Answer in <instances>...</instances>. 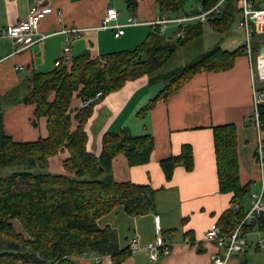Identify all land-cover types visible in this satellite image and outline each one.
Returning a JSON list of instances; mask_svg holds the SVG:
<instances>
[{
    "label": "crops",
    "instance_id": "0c3cea01",
    "mask_svg": "<svg viewBox=\"0 0 264 264\" xmlns=\"http://www.w3.org/2000/svg\"><path fill=\"white\" fill-rule=\"evenodd\" d=\"M45 1L51 4L52 11L40 25L43 39L24 50H19L10 38L0 39V110L4 113L7 134L18 141H36L48 135L47 117L37 118L36 106L24 103L30 89L28 77L33 71L54 69L66 46L70 47V57L86 50L97 56L132 48L155 26L153 21L169 16L159 11L156 0H141L134 13L126 3L119 6L116 0ZM34 2L0 0V29L26 18ZM110 5L120 11L117 23L127 24L129 18L140 23L127 24L125 33L116 37L117 28L103 26ZM206 44L203 36L181 46V64L206 52ZM255 83L261 85L258 76L252 73L249 57L243 54L229 70L196 74L177 93L167 101H158L145 115L139 114L140 109L164 86L163 82L149 83L148 76L128 81L94 105L86 124L90 152L100 154L107 131L128 128L133 135L151 133L154 137V151L148 163L132 166L124 154H118L113 161L116 180L151 185L157 190L156 211L130 215L120 206L99 220L101 227L111 229L120 248L130 246L133 238L139 240L141 248L131 252L121 264H150L144 246L156 237L158 229L168 238L172 250L161 256L157 264L212 263L218 248L216 242L206 240V232L231 207L233 197V193L219 189L215 125L236 126L240 180L251 184V193L264 196V167L256 159L258 131L251 122ZM81 105V100L74 97L71 108L76 110ZM184 144H190L193 149L194 168L188 171L179 165L172 178L167 179L161 161L180 154ZM69 155L64 148L50 157L48 171L64 173V161ZM247 202L250 207L249 197ZM245 234V251L233 256L228 264L264 263V249L257 246L258 240L264 238V230L255 228ZM253 250L260 252L254 254ZM95 256L89 253L75 260L78 264H113L111 255L100 256L99 260ZM256 256L262 262L250 261Z\"/></svg>",
    "mask_w": 264,
    "mask_h": 264
},
{
    "label": "trees",
    "instance_id": "16d2710c",
    "mask_svg": "<svg viewBox=\"0 0 264 264\" xmlns=\"http://www.w3.org/2000/svg\"><path fill=\"white\" fill-rule=\"evenodd\" d=\"M124 1L134 13L141 0ZM156 1L161 13L177 17L199 14L221 0H195L199 6L192 10L187 9L190 0ZM252 2L255 9L264 7V0ZM242 11V0H224L220 10L211 13L205 21L189 22L185 28L175 24L170 31L176 34L174 41L165 34L171 27L162 33L161 26L155 25L132 48L97 56L86 50L50 71L32 72L24 103L36 106L37 118L47 117L48 135L36 141L13 139L5 130L4 113L0 110V240L24 246L0 251V264H78L75 258L85 253L111 255L113 264H121L130 255V246L120 248L111 229L101 227L99 220L120 206L130 215L156 211L157 190L151 185L116 180L113 166L118 154H124L132 166L148 163L154 151V137L151 133L133 135L128 128L107 131L100 154H94L88 149L86 131L94 105H81L74 110L72 101L77 97L83 103L97 93L102 100L128 81L148 76L149 83L163 82L164 86L140 109L139 114L145 115L158 101H167L177 93L196 74L234 67L236 58L246 52L245 44L234 50L217 45L187 64L164 71L180 46L203 35L206 21L213 30L223 33L237 22ZM180 31H184L182 37L177 36ZM263 44L264 36H256L255 54ZM260 116L264 123V105L260 106ZM213 132L219 189L233 193L231 207L217 221L222 232L228 234L249 209L251 184L240 180L236 126L215 125ZM64 148L70 153L64 161L65 172L45 170L48 159ZM179 165L188 171L194 168L190 144H184L180 154L161 161L167 179L172 178ZM14 166L27 169L2 171ZM37 167L41 170L33 171ZM235 204L239 205L237 212L233 210ZM255 228L264 230V213L245 225L244 231Z\"/></svg>",
    "mask_w": 264,
    "mask_h": 264
},
{
    "label": "built area",
    "instance_id": "2783aa9c",
    "mask_svg": "<svg viewBox=\"0 0 264 264\" xmlns=\"http://www.w3.org/2000/svg\"><path fill=\"white\" fill-rule=\"evenodd\" d=\"M224 0H221L218 4L208 10H204L199 14L180 15L177 17H163L153 21L154 25L161 26V32L165 33L170 24H176L185 28L189 22L197 20L205 21L208 16L214 11H219ZM252 0H242V15L237 20L236 30H243L246 37V52L251 62L252 73L256 74L261 82V85L254 84V102H253V114L251 116V122L258 131V140L256 148V159L260 166L264 167V123L260 116V106L264 105V53H261V47L258 54H255L253 50V44L255 37L258 35H264V7L255 9L252 4ZM52 11L51 4L46 3L45 0H36L30 8L26 18L19 20L17 23L9 26H5L0 29V39L10 38L19 50L29 48L33 44L39 42L45 36L40 32V25L46 15ZM120 16V11L113 5L107 8L103 26L117 28L115 36L120 37L125 33V26L127 24H138L139 20L136 18H129L127 24L117 23ZM263 17V18H262ZM184 31L178 32L177 36L182 37ZM70 47L64 48V54L55 62L56 66L68 62L71 57L68 54ZM256 60V68H255ZM257 69V70H256ZM101 94L97 93L83 103L84 106H90L96 104L100 100ZM239 205L233 206L234 212H237ZM264 213V196L263 194L251 193L250 207L241 221V223L230 233L226 234L222 232L221 226L217 221L210 224L206 232V240L214 241L217 244L218 250L212 256L211 264H228L229 260L236 254H239L246 249L247 240L244 231L245 225H250L258 217ZM190 239L187 238V241ZM257 246L264 249V238H260L257 242ZM141 248L140 242L137 238H133L130 243L131 252H136ZM148 260L152 264H157L161 256H166L171 253L172 246L168 238L163 234L161 230H157L156 237L146 243L144 246ZM85 253L83 255H87ZM81 256V255H80ZM100 256H95V260H99Z\"/></svg>",
    "mask_w": 264,
    "mask_h": 264
},
{
    "label": "rangeland",
    "instance_id": "374dc122",
    "mask_svg": "<svg viewBox=\"0 0 264 264\" xmlns=\"http://www.w3.org/2000/svg\"><path fill=\"white\" fill-rule=\"evenodd\" d=\"M116 1H117L119 6L123 5L125 3L124 0H116ZM198 6L199 5L195 0H190V2L187 5V9L192 10ZM170 27L171 28L165 34H166L168 40L174 41L176 39V34H174V33L170 34V31L173 28H175L176 26H175V24H170ZM236 27H237V22H234L228 31L222 33V32H217V31L213 30L212 26L206 21L204 24V32H203V35L201 36V37L204 36L205 43H207L206 44L207 47H206L205 51L213 49L217 45H220L222 48L223 47H226V48L230 47L231 50H233V49H236L237 47H239L240 45L245 44L246 43V37H245L244 31L243 30L237 31ZM261 36H264V35H261ZM259 38H260V36H259ZM180 47L178 48L177 53H175L169 59V61L166 63V67H165L166 69H173L174 67L182 65L181 63H182L183 57L181 56V52L183 49L180 50ZM255 68H256V60H255ZM18 169L25 170L27 168L25 166H19V167L14 166V167H9V168L3 169L2 171L4 173H11L14 170H18ZM40 170H41V168H38V167L33 169V171H40ZM45 170L48 171V165L45 168ZM16 225H17L18 229L20 230L21 227H20V224L18 221H16ZM250 239L251 240L254 239L253 236H250ZM258 252H260V251L253 250L252 253L256 254ZM259 254L262 255L263 252H261ZM250 261L262 262L260 256H256V258H251ZM150 264H152V263H150Z\"/></svg>",
    "mask_w": 264,
    "mask_h": 264
},
{
    "label": "water",
    "instance_id": "95a60500",
    "mask_svg": "<svg viewBox=\"0 0 264 264\" xmlns=\"http://www.w3.org/2000/svg\"><path fill=\"white\" fill-rule=\"evenodd\" d=\"M260 51H261V53H264V44L262 45ZM20 248H24V246L22 247L16 242L0 240V251H2L4 249H20Z\"/></svg>",
    "mask_w": 264,
    "mask_h": 264
},
{
    "label": "bare ground",
    "instance_id": "6f19581e",
    "mask_svg": "<svg viewBox=\"0 0 264 264\" xmlns=\"http://www.w3.org/2000/svg\"><path fill=\"white\" fill-rule=\"evenodd\" d=\"M106 11H107V10H106ZM262 18H263V17H262ZM263 61H264V59H263ZM86 101H87V100H86ZM84 102H85V101H84ZM84 102H83V103H84ZM83 103H82V106H83V107H87V106H84ZM92 105H95V104H92ZM90 106H91V105H90ZM131 241H132V240H131ZM130 243H131V242H130Z\"/></svg>",
    "mask_w": 264,
    "mask_h": 264
}]
</instances>
